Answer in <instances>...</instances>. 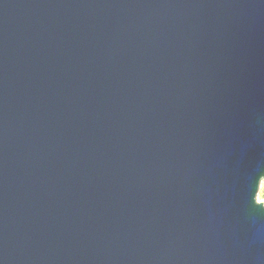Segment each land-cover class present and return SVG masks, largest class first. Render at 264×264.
<instances>
[{"label":"water","instance_id":"obj_1","mask_svg":"<svg viewBox=\"0 0 264 264\" xmlns=\"http://www.w3.org/2000/svg\"><path fill=\"white\" fill-rule=\"evenodd\" d=\"M264 0H0V264H264Z\"/></svg>","mask_w":264,"mask_h":264},{"label":"rangeland","instance_id":"obj_2","mask_svg":"<svg viewBox=\"0 0 264 264\" xmlns=\"http://www.w3.org/2000/svg\"><path fill=\"white\" fill-rule=\"evenodd\" d=\"M258 200L263 201L264 202V181L261 184V187L259 189L258 192V196H257Z\"/></svg>","mask_w":264,"mask_h":264}]
</instances>
